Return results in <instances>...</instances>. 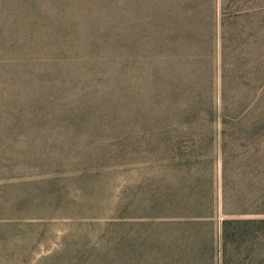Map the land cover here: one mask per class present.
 Returning <instances> with one entry per match:
<instances>
[{"label":"rangeland","instance_id":"1","mask_svg":"<svg viewBox=\"0 0 264 264\" xmlns=\"http://www.w3.org/2000/svg\"><path fill=\"white\" fill-rule=\"evenodd\" d=\"M191 5L204 16V0H0V264H124L108 225L157 172L150 39Z\"/></svg>","mask_w":264,"mask_h":264},{"label":"trees","instance_id":"2","mask_svg":"<svg viewBox=\"0 0 264 264\" xmlns=\"http://www.w3.org/2000/svg\"><path fill=\"white\" fill-rule=\"evenodd\" d=\"M204 4L150 39L157 172L139 215L108 225L124 264H264V0Z\"/></svg>","mask_w":264,"mask_h":264}]
</instances>
